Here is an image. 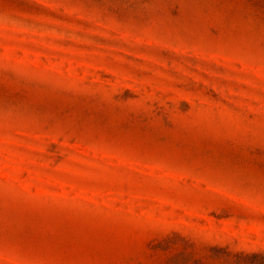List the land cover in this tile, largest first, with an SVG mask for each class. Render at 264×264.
<instances>
[{
	"label": "rangeland",
	"instance_id": "1",
	"mask_svg": "<svg viewBox=\"0 0 264 264\" xmlns=\"http://www.w3.org/2000/svg\"><path fill=\"white\" fill-rule=\"evenodd\" d=\"M0 264H264V0H0Z\"/></svg>",
	"mask_w": 264,
	"mask_h": 264
}]
</instances>
